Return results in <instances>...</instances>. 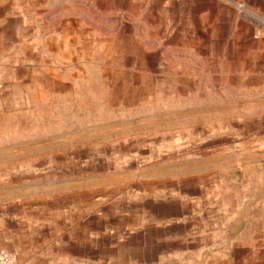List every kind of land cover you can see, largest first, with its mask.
<instances>
[{
  "label": "crops",
  "instance_id": "0c3cea01",
  "mask_svg": "<svg viewBox=\"0 0 264 264\" xmlns=\"http://www.w3.org/2000/svg\"><path fill=\"white\" fill-rule=\"evenodd\" d=\"M236 39L251 43L253 76L264 86V0H0V111L30 110L40 98L26 86L39 77L41 92L48 87L62 106L74 80L46 71L62 69L63 54L117 43L118 60L101 66L141 71L158 68L161 55L231 53ZM257 118L264 135V110ZM66 125L37 138L30 129L5 132L0 155L37 151L43 162L44 143L75 133V123ZM262 144L261 155L246 159L167 157L138 167L133 158L115 166L109 158L102 173L21 175L0 186V248L17 264H264Z\"/></svg>",
  "mask_w": 264,
  "mask_h": 264
},
{
  "label": "rangeland",
  "instance_id": "374dc122",
  "mask_svg": "<svg viewBox=\"0 0 264 264\" xmlns=\"http://www.w3.org/2000/svg\"><path fill=\"white\" fill-rule=\"evenodd\" d=\"M235 41L239 43L227 47H233L231 53L203 58L161 55L158 68L141 71L101 66L109 57L110 61L118 60L117 43L106 52L61 55L63 68L47 70L46 77H60L66 83L74 80L72 89L63 92L62 106L57 107L59 101L48 87L46 95L41 92L43 83L39 80L43 78H30L27 92L40 101L35 98L24 113L0 111V135H21L30 129L35 131L30 136L37 138L38 131L68 127L69 122L77 129L44 143L43 162H38L37 151L33 155H21L26 150L0 155V186L12 185L25 174L36 180L38 176L53 179L91 170L102 173L109 168V158L116 160L113 166L119 158H133L142 167L167 157L246 159L261 155L264 135L257 116L264 110L260 98L264 86L253 76V54L247 51L251 43ZM71 60L81 69H65ZM69 95L71 101H64ZM70 112L74 117H69ZM53 113H60L61 118H54ZM46 137L55 136L46 133ZM60 144L66 147L50 148ZM63 148L69 149L59 150Z\"/></svg>",
  "mask_w": 264,
  "mask_h": 264
},
{
  "label": "built area",
  "instance_id": "2783aa9c",
  "mask_svg": "<svg viewBox=\"0 0 264 264\" xmlns=\"http://www.w3.org/2000/svg\"><path fill=\"white\" fill-rule=\"evenodd\" d=\"M0 264H17L16 256L6 248H0Z\"/></svg>",
  "mask_w": 264,
  "mask_h": 264
}]
</instances>
